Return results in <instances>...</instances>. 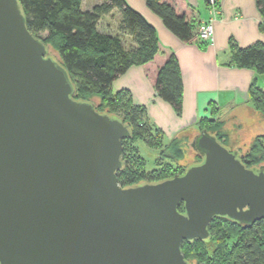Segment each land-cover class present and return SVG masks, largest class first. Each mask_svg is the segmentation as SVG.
Returning a JSON list of instances; mask_svg holds the SVG:
<instances>
[{"label": "water", "instance_id": "1", "mask_svg": "<svg viewBox=\"0 0 264 264\" xmlns=\"http://www.w3.org/2000/svg\"><path fill=\"white\" fill-rule=\"evenodd\" d=\"M73 94L20 1L0 0V264H189L184 242L215 217L264 219V163L207 129L200 162L121 185L130 126Z\"/></svg>", "mask_w": 264, "mask_h": 264}, {"label": "trees", "instance_id": "2", "mask_svg": "<svg viewBox=\"0 0 264 264\" xmlns=\"http://www.w3.org/2000/svg\"><path fill=\"white\" fill-rule=\"evenodd\" d=\"M19 1L29 30L57 52L58 60L67 69L74 84L73 96L92 101L100 111L130 126L131 136L123 140L124 166L117 173L120 184L157 181L183 173L187 168L181 162L187 153V136L178 135L166 142L163 129L151 119L146 105L136 104L127 89L113 90L118 76L132 65L151 62L161 51L156 27L127 0H102L88 10L82 8V0ZM146 2L182 41L193 42L200 38L194 32V20L187 12L180 11L172 0ZM256 4L261 15L260 29L264 32V0H256ZM114 9L121 14L120 33L102 31L100 20ZM125 34L131 37V45L124 40L122 35ZM228 50L229 64L264 73L263 42L241 46L231 38ZM154 87L156 95L181 115L184 82L175 52H171L159 67ZM248 92L250 102L264 115V86L257 78L252 80ZM218 111L214 104L211 115L198 120L197 132L207 129L226 144L225 122L217 116ZM140 140L159 149L158 164L161 166L152 170L146 168V159L138 145ZM241 156L247 166L263 164L264 133L256 135L248 149L241 151ZM202 158L200 153L198 162ZM240 223L228 217H215L209 224L208 238L184 242L182 250L188 263L264 264V219L246 226Z\"/></svg>", "mask_w": 264, "mask_h": 264}, {"label": "crops", "instance_id": "3", "mask_svg": "<svg viewBox=\"0 0 264 264\" xmlns=\"http://www.w3.org/2000/svg\"><path fill=\"white\" fill-rule=\"evenodd\" d=\"M101 1L82 0V8L91 9ZM172 1L180 11L187 12L194 20V32L199 35L201 25L211 16L208 0ZM217 1L219 12L213 21V39L202 42L199 38L193 42H184L164 24L146 0H127L156 27L161 51L151 62L132 65L118 76L113 82V90L127 89L136 104L146 105L151 119L163 129L164 139L167 138L168 141L178 135L193 139L198 133V120L208 113L211 115L214 104L219 109L217 116L224 120L225 126L229 120H233L240 127L238 117L244 118L248 112L260 114L250 102L248 91L254 78L264 86V73L229 64L228 50L231 38L241 46L258 41L264 43L256 0ZM120 21V11L114 9L111 14L102 17L99 28L102 31L120 33ZM122 36L128 44H132L129 35ZM171 52L178 56L184 82L181 115L175 112L170 103L156 95L154 87L158 69ZM259 116L264 120L262 113Z\"/></svg>", "mask_w": 264, "mask_h": 264}, {"label": "rangeland", "instance_id": "4", "mask_svg": "<svg viewBox=\"0 0 264 264\" xmlns=\"http://www.w3.org/2000/svg\"><path fill=\"white\" fill-rule=\"evenodd\" d=\"M48 48L50 54L54 56L56 59H59L57 52L51 46H48ZM94 100L95 102H97L98 98H95ZM259 115L256 113L250 114V112H248L245 113L244 118L238 117L239 121H241L240 127H237L238 125L236 124V121L229 120L227 122L225 126V130H227L226 145L229 149L236 150L237 148L239 149L242 148L241 151H243L245 148L246 150L253 141L255 135L259 133H264V120H262V118ZM165 141L168 142V139L166 138ZM191 142H192L191 137L187 136V143H188L187 153L185 155V158L181 160V162L183 164H186L187 166L198 162V158H199V152L191 146ZM138 145L140 147V153L146 159V168L148 170H152L154 168H158L159 166H161L160 164H158V159L160 156L159 149L148 146L142 140L138 141ZM167 160L168 159L164 160V162ZM189 264H195V262H189Z\"/></svg>", "mask_w": 264, "mask_h": 264}, {"label": "built area", "instance_id": "5", "mask_svg": "<svg viewBox=\"0 0 264 264\" xmlns=\"http://www.w3.org/2000/svg\"><path fill=\"white\" fill-rule=\"evenodd\" d=\"M211 8V16L203 22L200 27L199 37L206 41H211L213 39V21L217 17L219 12V4L217 0H208ZM205 116H209L206 114Z\"/></svg>", "mask_w": 264, "mask_h": 264}, {"label": "flooded vegetation", "instance_id": "6", "mask_svg": "<svg viewBox=\"0 0 264 264\" xmlns=\"http://www.w3.org/2000/svg\"><path fill=\"white\" fill-rule=\"evenodd\" d=\"M199 154H200V152H199ZM186 163V162H185ZM184 209H182V211H183ZM224 220H227V218L226 219H224ZM228 220H230V219H228ZM259 221H261V220H257L256 222H253V223H246V222H242V223H240L242 226H246V225H248V224H255V223H258Z\"/></svg>", "mask_w": 264, "mask_h": 264}]
</instances>
